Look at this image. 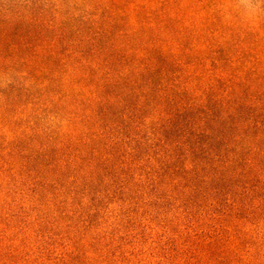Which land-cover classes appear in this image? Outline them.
<instances>
[{
  "label": "trees",
  "instance_id": "16d2710c",
  "mask_svg": "<svg viewBox=\"0 0 264 264\" xmlns=\"http://www.w3.org/2000/svg\"><path fill=\"white\" fill-rule=\"evenodd\" d=\"M52 1L0 0V264H264L261 9Z\"/></svg>",
  "mask_w": 264,
  "mask_h": 264
},
{
  "label": "rangeland",
  "instance_id": "374dc122",
  "mask_svg": "<svg viewBox=\"0 0 264 264\" xmlns=\"http://www.w3.org/2000/svg\"><path fill=\"white\" fill-rule=\"evenodd\" d=\"M27 4L31 5L34 4L35 7L41 6L43 3H48V0H19V2H26ZM68 4L74 5L78 3L80 0H66ZM178 3H182L187 7V13H189L190 20L193 21H204L205 23L211 22L209 17L210 14V7L208 6L209 3L216 2V7L214 8L217 15L221 13V3H230L228 6H231L232 9L228 13V20L236 21V17L239 19L246 18V16L251 17V13L254 11V9L260 8V13L262 17L264 18V0H177ZM40 2V3H39ZM51 2H54L51 0ZM218 2V4H217ZM207 5V9H205L204 12H201L202 8L201 6ZM141 224L145 227V220L140 219ZM139 228V227H138ZM161 232V229L154 230L152 233H156L157 238H146V240L143 241L144 245L138 244V248H142L145 250V252L150 251V248L154 245H156L158 242V234ZM147 236L151 235L148 230H146ZM56 240L58 242V245L56 247V255H61L63 250V247L59 244V242H62V237L60 235H57ZM155 240V241H153ZM65 241V240H64ZM91 254V253H90ZM92 255V254H91ZM146 259H148V253H146ZM95 259V257L93 256ZM46 264H50V262H46ZM145 264H150L146 262Z\"/></svg>",
  "mask_w": 264,
  "mask_h": 264
}]
</instances>
